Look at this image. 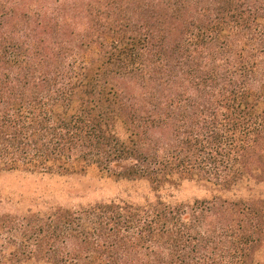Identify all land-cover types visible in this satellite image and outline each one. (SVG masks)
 <instances>
[{"label": "trees", "instance_id": "16d2710c", "mask_svg": "<svg viewBox=\"0 0 264 264\" xmlns=\"http://www.w3.org/2000/svg\"><path fill=\"white\" fill-rule=\"evenodd\" d=\"M88 172L151 196L0 214V264H264V0H0V173Z\"/></svg>", "mask_w": 264, "mask_h": 264}, {"label": "rangeland", "instance_id": "374dc122", "mask_svg": "<svg viewBox=\"0 0 264 264\" xmlns=\"http://www.w3.org/2000/svg\"><path fill=\"white\" fill-rule=\"evenodd\" d=\"M254 193L264 197V185ZM169 195L175 203L209 198L208 191L194 182H183ZM149 196L144 183L116 181L97 172L54 177L0 173V214L22 215L49 205L73 208L112 199L137 203Z\"/></svg>", "mask_w": 264, "mask_h": 264}]
</instances>
